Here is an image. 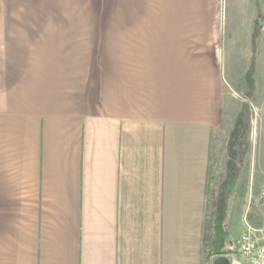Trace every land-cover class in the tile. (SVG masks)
<instances>
[{"label":"crops","instance_id":"obj_1","mask_svg":"<svg viewBox=\"0 0 264 264\" xmlns=\"http://www.w3.org/2000/svg\"><path fill=\"white\" fill-rule=\"evenodd\" d=\"M255 1L0 0V264H249L207 185Z\"/></svg>","mask_w":264,"mask_h":264},{"label":"rangeland","instance_id":"obj_2","mask_svg":"<svg viewBox=\"0 0 264 264\" xmlns=\"http://www.w3.org/2000/svg\"><path fill=\"white\" fill-rule=\"evenodd\" d=\"M230 11L234 0H227ZM255 22H258L256 55L243 59L222 62L226 78L227 103L225 124L211 142L210 179L207 202L208 214H214V200L228 178L232 164L239 169L238 188L234 193L244 203L249 219L256 227L259 238L264 240V197L260 194L264 187V0H256ZM256 59L254 72L255 91L250 93L246 75ZM243 111L248 112L250 129L244 141L245 156L230 157L229 143ZM240 186V187H239ZM233 193V196H234Z\"/></svg>","mask_w":264,"mask_h":264},{"label":"trees","instance_id":"obj_3","mask_svg":"<svg viewBox=\"0 0 264 264\" xmlns=\"http://www.w3.org/2000/svg\"><path fill=\"white\" fill-rule=\"evenodd\" d=\"M257 27H258V22L256 21L254 28V36H253V50L255 55L257 51L256 41L259 35V30ZM255 68H256V59L253 60L252 66L246 75V82L250 87V93H254L255 91V79H254ZM249 127H250V121L248 117V112L243 111L236 128L231 134L229 150H230V157L232 159H236L238 156L240 158H243L245 156L246 152L242 150L243 149L242 147L245 144L244 141L246 140L247 135L249 133V129H250ZM238 175H239V169L236 167V165L232 164L228 178L223 183L220 193L214 200L215 230L218 231L219 234L220 231L223 230L224 222L228 214L229 200L235 189L238 180ZM208 179H210V177ZM207 193L209 194V182L207 185ZM220 253L221 252H218L217 254Z\"/></svg>","mask_w":264,"mask_h":264},{"label":"built area","instance_id":"obj_4","mask_svg":"<svg viewBox=\"0 0 264 264\" xmlns=\"http://www.w3.org/2000/svg\"><path fill=\"white\" fill-rule=\"evenodd\" d=\"M260 194L264 197V187ZM258 233L254 228H249L238 241L241 253L249 264H264V240L259 238Z\"/></svg>","mask_w":264,"mask_h":264}]
</instances>
